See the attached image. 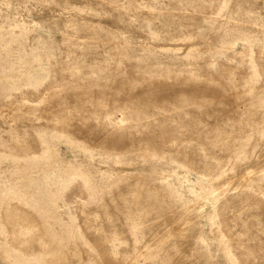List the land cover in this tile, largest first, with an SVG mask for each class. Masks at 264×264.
Returning <instances> with one entry per match:
<instances>
[{"label": "rangeland", "instance_id": "374dc122", "mask_svg": "<svg viewBox=\"0 0 264 264\" xmlns=\"http://www.w3.org/2000/svg\"><path fill=\"white\" fill-rule=\"evenodd\" d=\"M0 264H264V0H0Z\"/></svg>", "mask_w": 264, "mask_h": 264}]
</instances>
